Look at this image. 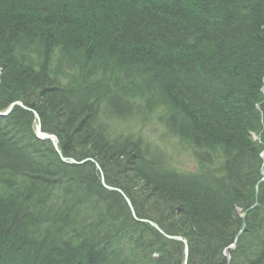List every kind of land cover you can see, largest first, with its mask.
Instances as JSON below:
<instances>
[{"label":"trees","instance_id":"16d2710c","mask_svg":"<svg viewBox=\"0 0 264 264\" xmlns=\"http://www.w3.org/2000/svg\"><path fill=\"white\" fill-rule=\"evenodd\" d=\"M0 73L189 264H264V0H0ZM151 112L196 169L130 131ZM39 120L0 116V264H184Z\"/></svg>","mask_w":264,"mask_h":264},{"label":"rangeland","instance_id":"374dc122","mask_svg":"<svg viewBox=\"0 0 264 264\" xmlns=\"http://www.w3.org/2000/svg\"><path fill=\"white\" fill-rule=\"evenodd\" d=\"M1 73H0V82H1ZM15 102H18V101H15ZM20 102H22V101H20ZM23 103V102H22ZM17 105H19V104H17ZM23 105L24 106H26L24 103H23ZM12 106V104H10V106L6 109V110H4V111H1V113H6V112H10L9 114H11L12 112H13V110H14V108L15 107H13V109L10 111V107ZM24 106H22V107H24ZM26 109H28V107L26 106L25 107ZM28 110H30L31 111V109H28ZM34 110V109H33ZM155 111V110H154ZM33 112V111H32ZM156 112V111H155ZM34 113V112H33ZM158 113H152L151 112V114H148V116H147V118H145V120L144 121H139V123H137V120H141L139 117H138V119L136 120V119H131V120H129L128 122L129 123H131L133 126H130L129 128H131L132 130H130L131 132H134L135 134H137V135H141L144 139L145 138H147V140H149V138H150V140H151V143H153V147H155V146H157V147H160V148H162V149H164V151L165 152H168V153H175V152H180L179 153V156H177L176 157V163L182 168V169H185V170H194V169H196L197 167H196V163H195V161H194V159L191 157V154H190V152H188V151H181L180 150V147L178 146V144H177V142L175 141V139L174 138H172V136L171 135H169L168 134V132H167V129H166V127L159 121V115L160 114H158ZM8 116V115H7ZM1 117H3V116H1ZM4 117H6V116H4ZM144 122V124H142V126H140L141 125V123H143ZM122 123H124V122H122ZM39 126H41V130H42V132H44L43 131V129H42V124H41V122L39 121L38 122V128H39ZM38 128H37V136L40 138V139H43V140H49V141H51L50 139H44L40 134H39V132H38ZM118 129H125V126L124 125H121L120 127H118ZM140 132V133H139ZM144 133H146L147 135H145ZM45 134L46 135H51V136H54V137H56L57 139H58V149H59V151L61 152V150H60V148H59V143H60V141H59V138L56 136V135H53V134H49V133H46L45 132ZM150 140H149V142H150ZM51 143L53 144V142L51 141ZM155 145V146H154ZM53 146H54V144H53ZM54 148L57 150V148L54 146ZM92 150H96L94 147L92 148ZM91 149H90V151H92ZM58 151V150H57ZM61 155H63L62 154V152H61ZM63 157L64 158H66L68 161H64L63 160ZM62 160L64 161V162H66V163H72V164H84V163H86V162H88V161H92L93 163H95V165H96V167L97 166H99L100 167V169L104 172V169L102 168V166H101V164L99 163V161L96 159V158H94V157H92V156H88V157H86V158H84V159H82V160H76V159H74V158H68V157H65L64 155L62 156ZM112 169V168H111ZM116 170V169H115ZM114 171V170H113ZM104 176V181H101V184L105 187V184H107L108 186H110L108 183H107V180H106V175H105V172H104V174H103ZM101 179H102V177H101ZM137 187V186H136ZM106 188V187H105ZM107 189V188H106ZM109 190V189H108ZM120 190L125 194V196H127L128 198H130V196H128L127 195V193L124 191V190H122L121 188H120ZM110 191H112V190H110ZM121 194V193H120ZM122 196H123V194H121ZM124 197V196H123ZM130 205H132V207L134 208L133 209V211L135 210V206H134V203L132 202V199L130 198ZM132 207H130L129 206V209H130V212H132V215L135 217V219H137L136 218V215L135 214H133V211H132ZM135 212H136V210H135ZM138 221H140V222H149L148 220L146 221L145 219H143V220H139V219H137ZM151 222V221H150ZM149 222V223H150ZM150 225L151 226H153L151 223H150ZM154 227V226H153ZM155 228V227H154ZM157 229V228H156ZM241 233L243 232V229L240 231ZM239 236H240V234H239ZM238 235L236 236V237H239ZM168 237V236H167ZM177 237H182V236H177ZM238 239V238H237ZM237 239L235 240V242L233 243V245H231L228 249L226 248V250H225V253H224V255H226V257H228L229 259H230V257H231V254H230V250H232L233 248H235V246H236V243H237ZM174 240V239H173ZM184 246H185V249H186V244H184ZM185 253H188V257H189V253H190V251H189V249H188V252H185Z\"/></svg>","mask_w":264,"mask_h":264},{"label":"bare ground","instance_id":"6f19581e","mask_svg":"<svg viewBox=\"0 0 264 264\" xmlns=\"http://www.w3.org/2000/svg\"><path fill=\"white\" fill-rule=\"evenodd\" d=\"M18 102H20V101H18ZM13 103H16V102H13ZM12 103V104H13ZM17 105H15L14 107H16ZM20 106H24V105H20ZM26 106H24V108H25ZM28 109H31V108H28ZM31 111H36V110H33V109H31ZM37 112V111H36ZM0 113H1V111H0ZM38 113V112H37ZM8 115H10V114H8ZM3 117H4V115H3ZM142 124H144V123H141V125L140 126H142ZM127 127V126H126ZM143 127V126H142ZM123 132H125V130H122ZM43 133H45V132H43ZM126 133V132H125ZM145 135H147L146 133H144ZM255 139H259V141H261L260 139H261V136H255ZM149 140H150V138H149ZM149 140H147V138H145V141H148L149 142ZM150 142H151V140H150ZM60 154V153H59ZM60 156L62 157V155L60 154ZM191 157L193 158V155L191 154ZM194 159V158H193ZM261 159L264 161V152L262 153V156H261ZM97 169H98V171H99V173H100V178L102 177V179H101V181H104V172L100 169V167L99 166H97ZM261 178H260V180L257 182V189H259V188H261L262 187V184H263V182H264V169H262L261 170ZM111 187H113V188H116V189H120V188H118V187H115V186H112V185H110ZM115 192H118V193H120L119 191H115ZM122 194V193H121ZM124 196V195H123ZM127 197V196H126ZM128 198V197H127ZM124 199H125V201H126V203L130 206V207H132V205H130L129 204V201L125 198V196H124ZM129 200H130V198H128ZM133 207H132V211H133ZM133 214H135L136 215V212H135V210L133 211ZM137 217V216H136ZM139 220H143V219H139ZM146 221L148 220V219H145ZM149 222L151 221V220H148ZM150 223H153V226L156 228V225H157V227H159V228H157L159 231H160V233H162V235H166V236H172V235H167L165 232H164V230L163 229H161L160 228V226L156 223V222H154V221H151ZM155 224V225H154ZM245 227V226H244ZM240 235L242 234L241 232L239 233ZM239 234H238V236H239ZM169 239H172V238H170V237H168ZM186 243H187V246H188V249H190L189 248V243L183 238V237H181ZM238 237H236L235 238V240L237 239ZM173 240V239H172ZM175 240V239H174ZM177 241H180V240H177ZM184 241H182L184 244H185V242ZM233 245V244H232ZM185 252H187V249H185ZM184 264H189V257H188V253H185V258H184Z\"/></svg>","mask_w":264,"mask_h":264},{"label":"water","instance_id":"95a60500","mask_svg":"<svg viewBox=\"0 0 264 264\" xmlns=\"http://www.w3.org/2000/svg\"><path fill=\"white\" fill-rule=\"evenodd\" d=\"M17 104H19V105H23V103L22 102H16V103H13L12 104V106L10 107V111L13 109V107L15 106V105H17ZM34 112V114L39 118V114L36 112V111H33ZM10 112H6V113H0V116H7L8 114H9ZM38 132H39V134L44 138V139H50L52 142H53V144H54V146L57 148V150H58V152L61 154V152L59 151V149H58V139L56 138V137H54V136H51V135H46L45 133H43L42 132V130H41V126H39V128H38ZM63 160L64 161H68L66 158H64L63 157ZM105 187L107 188V189H109V190H112V191H119L120 193H122L124 196H125V194L120 190V189H116V188H113V187H111V186H108L107 184H105ZM125 198L129 201V204H130V200L125 196ZM152 225H153V223H151ZM155 225V224H154ZM156 228H159V227H157V225H156ZM168 237H170V238H172V239H175V240H180V241H184L181 237H177V236H168ZM185 242V241H184ZM185 244H186V249H187V252H188V246H187V243L185 242Z\"/></svg>","mask_w":264,"mask_h":264}]
</instances>
